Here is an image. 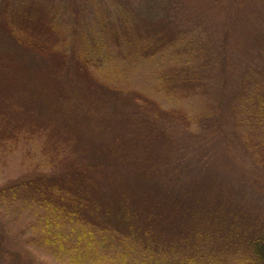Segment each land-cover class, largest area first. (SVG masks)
Segmentation results:
<instances>
[{
	"label": "trees",
	"instance_id": "trees-1",
	"mask_svg": "<svg viewBox=\"0 0 264 264\" xmlns=\"http://www.w3.org/2000/svg\"><path fill=\"white\" fill-rule=\"evenodd\" d=\"M45 3L6 0L0 7V95L19 92L20 110L16 103L12 113L22 112L15 127L0 130V155L30 143L39 150L36 161L42 163L25 171L5 192L16 189L13 194L23 201V210L31 216L27 224L39 242L61 251L67 264H264V220L242 202L246 189L239 185L245 180L249 189L264 191V32L258 30L253 39L257 53L253 63L245 65L249 88L238 90L225 104L233 116V134L244 146L242 157H249L248 166L228 151L222 155L225 172H216L222 165L215 158L218 151L211 156L205 146L221 138L229 149L227 127L216 121L215 139H199L197 118L184 108L170 112L172 126L158 123L160 103L153 96L161 91L192 96L200 84L195 67H166L157 76L154 92L136 84L129 97H118L113 88L117 106L103 115L105 105L90 95L91 84L98 86L90 81L98 60L89 65L82 51L60 42L67 38L58 34L57 18L45 12ZM159 27L148 33L128 30V41L136 42L134 64L150 61L176 39ZM76 33L74 26L69 36ZM13 47L51 61L49 69L55 73L63 71L64 77L83 81L81 93L68 94L62 122H50L28 108L23 92L27 84L33 86V69ZM53 72L48 75L55 77ZM50 81L39 83L49 88ZM74 95L75 107L70 106ZM2 119L5 122L0 108ZM183 140L188 142L182 146ZM162 146L166 147L158 149ZM209 146L213 149L212 143Z\"/></svg>",
	"mask_w": 264,
	"mask_h": 264
},
{
	"label": "rangeland",
	"instance_id": "rangeland-1",
	"mask_svg": "<svg viewBox=\"0 0 264 264\" xmlns=\"http://www.w3.org/2000/svg\"><path fill=\"white\" fill-rule=\"evenodd\" d=\"M45 1L43 5L45 12L55 15L59 23L58 34L67 38L60 42L67 44L68 48L72 46L76 52L82 51L83 60L89 65L90 62L98 60L96 72L91 75L90 80L93 83L97 81L98 86L91 84L94 90L90 95L98 98L96 101L98 104L105 105L103 115L107 113L109 115L114 110L117 106L115 100L119 96L129 97L132 87L136 84L154 92L158 82L157 76L166 67L179 64L189 66L192 70L196 68L200 84L192 96L183 97L176 95L175 92L155 93L153 97L160 103V106H156L157 113L160 114L157 116L160 118L158 123L165 127L172 126L169 123L170 112L174 111L173 108H184L191 118H197L194 123L195 136L199 135L200 139V136L204 138L208 135V138L215 139L214 123L217 121L218 124H222L221 126L227 127L229 138L226 145L230 146L229 149L224 147L223 139L220 137H216L220 138L218 144L208 142L205 146V149L211 151V156L218 151L215 158L222 165L216 172L223 166V153L228 151L229 154L244 159L248 166L245 158L249 157H242L244 146L240 141L237 142L233 134V116L229 114L225 104L238 90L249 88L246 79L250 72L245 65L253 63L252 58L257 53V45L254 46L253 39L256 38L258 30L264 32V0ZM5 2L6 0H0V7ZM161 25L164 30L166 29V33L176 35V39L168 42L163 52L155 54L150 61L134 64L131 55L134 54L136 42L128 41V30L148 33ZM74 26L78 33L71 37L69 34ZM184 30L188 32H181ZM113 33H117L118 36H114ZM7 45L14 46L8 42ZM12 49L16 50L20 58L33 69L29 77L33 86L26 83L30 92L28 88L23 92L30 101L27 105L30 111L50 122L51 120L62 122L67 115L61 109L68 103V94L81 93L83 81L70 80L64 77L63 71L59 73L51 71L49 65L51 66L52 62L43 60L38 54L23 55L18 49L14 47ZM50 72H53L55 77L48 75ZM130 77L134 78L133 82ZM47 79H51L49 88L46 84L39 83V81L46 83ZM113 88H116L118 97L114 95ZM4 92L6 95H0V108L4 112L5 122L3 119L0 121V130L7 129L8 125L9 128L15 127L22 115L19 111L21 104L18 103L21 94L8 90ZM145 92L149 93L146 90ZM75 100L77 99L74 95L73 104L70 106L75 107ZM16 103L19 110L12 113V106ZM68 109L69 107L67 113ZM79 112L80 115L83 114ZM222 113L223 118L220 119ZM75 115L79 113L76 112ZM187 142L188 140H183L182 146ZM192 142L194 144V141ZM210 143L213 149L210 148ZM33 145L21 143L14 147V152L7 153L5 157L0 155V191L4 189L0 193V264H67L68 258L62 255L61 251L49 249L39 242L36 232L27 224L31 216L23 210L25 209L23 201L18 200L13 194L16 189L12 190L11 194L5 192L25 171L36 170L42 164L36 161L40 153ZM200 145L197 144L195 149ZM237 180L236 177V182ZM245 183V180L243 183L240 180L239 183L240 190L246 189L243 197L240 196L242 202L253 214L264 220V191L262 188L252 186L249 189ZM224 187L228 188L225 183ZM210 192L215 195L216 190L211 188ZM109 251L110 249L101 252Z\"/></svg>",
	"mask_w": 264,
	"mask_h": 264
}]
</instances>
